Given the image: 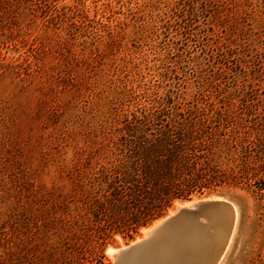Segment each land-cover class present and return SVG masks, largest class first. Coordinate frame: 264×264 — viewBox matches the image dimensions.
<instances>
[{
    "label": "rangeland",
    "instance_id": "1",
    "mask_svg": "<svg viewBox=\"0 0 264 264\" xmlns=\"http://www.w3.org/2000/svg\"><path fill=\"white\" fill-rule=\"evenodd\" d=\"M244 95L264 114V0H0V264H110L214 196L237 209L218 263L264 264V198L241 187L129 234L89 206L125 119Z\"/></svg>",
    "mask_w": 264,
    "mask_h": 264
},
{
    "label": "trees",
    "instance_id": "2",
    "mask_svg": "<svg viewBox=\"0 0 264 264\" xmlns=\"http://www.w3.org/2000/svg\"><path fill=\"white\" fill-rule=\"evenodd\" d=\"M244 96L239 109L172 105L125 119L120 141L98 169L102 193L88 195L95 217L115 219L129 234L174 200L217 186L263 199L264 114Z\"/></svg>",
    "mask_w": 264,
    "mask_h": 264
},
{
    "label": "water",
    "instance_id": "3",
    "mask_svg": "<svg viewBox=\"0 0 264 264\" xmlns=\"http://www.w3.org/2000/svg\"><path fill=\"white\" fill-rule=\"evenodd\" d=\"M234 222L235 207L231 201L209 197L186 200L179 207H175L172 213L161 217L142 239L129 243L124 248H118L110 264H150V258L157 252L161 254V258L167 255L169 240L173 236L181 240L178 246L179 254L183 249L188 253L192 252L193 244L188 247L186 241L192 243L193 240L187 235L195 233L193 236H197L203 229H212L218 223L226 227L224 243L217 248V251L221 252L222 246L231 236ZM185 238L188 239L185 241Z\"/></svg>",
    "mask_w": 264,
    "mask_h": 264
},
{
    "label": "bare ground",
    "instance_id": "4",
    "mask_svg": "<svg viewBox=\"0 0 264 264\" xmlns=\"http://www.w3.org/2000/svg\"><path fill=\"white\" fill-rule=\"evenodd\" d=\"M209 198L220 199V198H217L215 196L209 197ZM194 200H196V199H194ZM182 203H184V201L183 202L177 201L175 204V207H179ZM175 207H173V209L170 210L169 213H172L174 211ZM235 210H237V209H235ZM159 220L160 219H157L147 228H142L143 235L140 237H137L136 239L130 241L129 243H132L134 241L142 239L145 236V234L147 233L148 229L152 225H154L156 222H158ZM218 224L220 225L221 229L219 230L218 234L216 235V239L212 236V234H210V229H207V230L203 229L204 231L202 230L201 233L197 236H193V235H195V233L193 235L188 234L187 236L193 240V242L191 243V241H189V242L186 241L188 238H185L186 243H188L187 244L188 247H190V245L193 244V245H191V247L193 246V251L189 252V253L183 249L181 254H179L178 246L180 245L181 240H178L179 238L177 236H173L169 240L168 251H166L167 255H164L163 258H161L160 257L161 254L158 252L155 255L152 254L154 256H152V258H150V260H151L150 264H219L218 262H220L221 256H223L222 255L223 250H225L224 247L225 248H227V247L225 246L226 245L225 244L224 246H222L223 248L221 249L222 250L221 252L217 251L218 246H220V244L222 245V243H224L225 230H226V227L224 224H222V223H218ZM215 226L216 225H214V227ZM214 229L215 228H213V230ZM229 239H231V238H229ZM129 243H127V244H129ZM127 244L122 245L121 247H116V249L109 247L108 252L111 256H113V254L117 251L118 248H124ZM166 250H167V248H166ZM223 254H225V253H223ZM145 258L147 259V257H145ZM146 259H145V261H146Z\"/></svg>",
    "mask_w": 264,
    "mask_h": 264
}]
</instances>
